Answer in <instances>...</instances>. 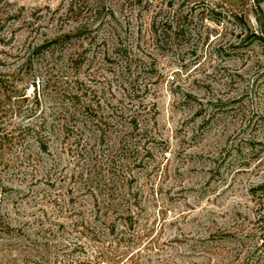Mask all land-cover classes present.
<instances>
[{
  "label": "rangeland",
  "instance_id": "obj_1",
  "mask_svg": "<svg viewBox=\"0 0 264 264\" xmlns=\"http://www.w3.org/2000/svg\"><path fill=\"white\" fill-rule=\"evenodd\" d=\"M264 0H0V264H264Z\"/></svg>",
  "mask_w": 264,
  "mask_h": 264
},
{
  "label": "trees",
  "instance_id": "obj_2",
  "mask_svg": "<svg viewBox=\"0 0 264 264\" xmlns=\"http://www.w3.org/2000/svg\"><path fill=\"white\" fill-rule=\"evenodd\" d=\"M262 33H264V31H261ZM2 215L0 212V231L5 230V226L4 223L2 221ZM264 228V227H263ZM263 238H261L264 242V233L262 234ZM95 256L93 257V259L95 260V264H105V262L110 258V252L107 249L104 248H99L98 250H95Z\"/></svg>",
  "mask_w": 264,
  "mask_h": 264
}]
</instances>
